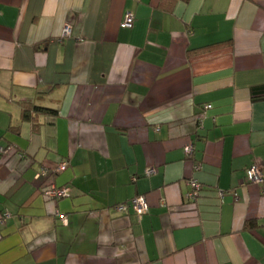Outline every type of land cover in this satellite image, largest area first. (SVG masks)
Returning a JSON list of instances; mask_svg holds the SVG:
<instances>
[{"label": "crops", "instance_id": "crops-1", "mask_svg": "<svg viewBox=\"0 0 264 264\" xmlns=\"http://www.w3.org/2000/svg\"><path fill=\"white\" fill-rule=\"evenodd\" d=\"M0 149V264H264V0H0Z\"/></svg>", "mask_w": 264, "mask_h": 264}, {"label": "built area", "instance_id": "built-area-1", "mask_svg": "<svg viewBox=\"0 0 264 264\" xmlns=\"http://www.w3.org/2000/svg\"><path fill=\"white\" fill-rule=\"evenodd\" d=\"M133 20H134V15L131 12H126L123 17L122 20L119 23V27L120 28H130L133 24ZM70 34V26L68 24L64 25V27L62 28V36H66ZM202 115L198 116V121L199 123L202 120V117H204L205 112L211 108V105L209 104H205L202 107ZM185 153L187 155H191L193 152V147L191 144H187L185 146ZM3 149H0V152H2ZM68 167V162L66 159H63L61 161H59L55 168L53 169V172H61L64 171L66 168ZM195 169L199 168V165H196L194 167ZM154 168L152 167H148L144 170V174L145 176H149L151 174L154 173ZM48 170L46 168H41L36 174H35V178H39V177H45L48 174ZM245 179L247 182L249 183H256V184H260L262 182H264V171H262L260 168H258L256 165H252L250 167H247L245 169ZM190 188L191 190L186 193V198L188 200H193L195 199L199 193H200V186L199 184L193 180L190 182ZM43 194L45 197L53 199V200H58L62 197H66L69 195V189L66 186H55L53 184H49L47 186H45L43 188ZM127 206H130L133 211L137 214L138 218H141L147 211V202L145 200V198L143 196H136L133 197L132 199H130L128 201V203H122L119 205H116L114 207V209L117 212H124L127 209ZM63 220H64V216L59 215ZM6 217L5 214H0V224L2 223L3 218Z\"/></svg>", "mask_w": 264, "mask_h": 264}, {"label": "trees", "instance_id": "trees-1", "mask_svg": "<svg viewBox=\"0 0 264 264\" xmlns=\"http://www.w3.org/2000/svg\"><path fill=\"white\" fill-rule=\"evenodd\" d=\"M22 110V115L21 119L22 120H27V121H32L33 125L35 126L36 122V115L39 113L42 114H48V115H56L57 111L55 109H49V108H44V107H38V106H29V105H24Z\"/></svg>", "mask_w": 264, "mask_h": 264}]
</instances>
